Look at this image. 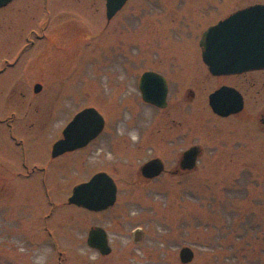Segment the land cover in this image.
I'll use <instances>...</instances> for the list:
<instances>
[{
    "label": "rangeland",
    "instance_id": "374dc122",
    "mask_svg": "<svg viewBox=\"0 0 264 264\" xmlns=\"http://www.w3.org/2000/svg\"><path fill=\"white\" fill-rule=\"evenodd\" d=\"M254 3L264 0H128L110 20L102 0H13L0 8V57L12 61L23 47L9 68L15 76L0 80L5 95L19 80L23 95L1 96L0 118L14 115L26 148L19 159L11 127L0 125V264H264V132L255 124L264 74L247 75L243 136L237 120L208 106V94L228 80L208 74L198 44L209 25ZM146 70L167 78L163 109L141 99ZM86 106L103 115L102 133L51 159L52 143ZM191 145L203 149L195 168L172 173ZM153 157L164 171L144 178L140 166ZM97 171L114 179V205L68 204L72 187ZM93 225L107 233L105 256L86 243ZM136 227L144 232L137 243ZM183 246L194 252L188 263L178 256Z\"/></svg>",
    "mask_w": 264,
    "mask_h": 264
},
{
    "label": "water",
    "instance_id": "95a60500",
    "mask_svg": "<svg viewBox=\"0 0 264 264\" xmlns=\"http://www.w3.org/2000/svg\"><path fill=\"white\" fill-rule=\"evenodd\" d=\"M10 0H0V7ZM126 0H106L105 15L110 20L119 11ZM201 56L209 72L213 75L240 73L248 70L264 68V4L255 3L240 8L203 31L199 40ZM138 88L143 101L157 107L167 105V82L159 73L145 71L139 78ZM41 89V84L34 85V92ZM237 93L233 88L221 86L211 92L208 102L211 109L228 115L241 107V98L231 104L230 97ZM104 126L103 116L94 107H85L77 112L62 130V137L52 145L51 156H57L85 146L94 139ZM198 146L193 145L181 153L179 165L181 169L190 170L195 166ZM163 162L155 157L140 166V173L145 178H153L163 171ZM117 187L106 172L100 171L85 181L76 184L67 202L92 211L104 210L112 206L116 200ZM132 239L139 242L144 232L140 227L133 229ZM86 243L106 255L111 251L107 233L101 226H91ZM182 263L193 259V250L183 246L178 252Z\"/></svg>",
    "mask_w": 264,
    "mask_h": 264
},
{
    "label": "flooded vegetation",
    "instance_id": "af4514ba",
    "mask_svg": "<svg viewBox=\"0 0 264 264\" xmlns=\"http://www.w3.org/2000/svg\"><path fill=\"white\" fill-rule=\"evenodd\" d=\"M13 0H10L8 3H6L4 6H2V7H0V8H3V7H5V6H7L9 3H11ZM44 1H49V0H44ZM103 1V3H104V5H105V2H106V0H102ZM128 1V0H127ZM25 40V39H24ZM23 52V47L22 46H20V47H18L17 48V53H16V57L17 58H19L20 57V55H21V53ZM9 55V54H8ZM15 57V58H16ZM15 58L14 59H12V61L9 59V56L8 57H6V56H1L0 57V80L3 78H6V79H10V76H15V71H13V70H10V69H12V68H14L16 65H17V63H18V60L16 59L15 60ZM205 65V64H204ZM206 66V65H205ZM10 68V69H9ZM207 68V67H206ZM154 71V70H153ZM207 71H208V69H207ZM253 72H262L263 74H264V68L263 69H257V70H248V71H243V72H240V73H232V74H226V75H212L209 71H208V74L211 76V77H213V78H216V79H221V78H226V80H228V82H226V83H222V84H220V85H218L216 88H214V90H216L217 88H219V87H221V86H228V87H231V88H233L237 93H235L234 92V94L232 95V97H230L229 99H230V102H231V104H233V103H235L236 102V96H240V98H241V107H240V109L239 110H236V111H234V112H232V113H229L228 115H220V114H218V113H216V112H214L210 107V110L212 111V113L215 115V116H217L218 118H220V119H223V120H228V122L230 121V123H234L235 121L234 120H237L238 122L236 123V126H237V128L238 127H241V132L243 133V136L245 135V130H247V128H248V125H249V122H250V120H249V115H247L248 113L246 112V110H248V109H246L247 107H246V104L248 103V100H247V92H245V89H244V84L245 83H249L250 81H249V77L247 76L248 74H250V73H253ZM159 73V72H158ZM161 74V73H160ZM161 75H163V74H161ZM163 77L166 79V82H167V88L169 87L168 86V81H167V78L165 77V75H163ZM256 80H254V81H252V82H255ZM18 82H19V80L17 81H14V82H11V85L13 86H11V88H10V90H9V94H10V92H11V94H19V95H23V92L22 91H18L17 90V88H16V84H18ZM258 83L263 87L264 86V75H263V77H261V78H259L258 79ZM5 90V89H4ZM214 90H212L211 92H213ZM18 92V93H17ZM210 92V93H211ZM209 93V94H210ZM8 94V95H9ZM168 94V93H167ZM188 97H194V92L191 90V89H189L188 90ZM208 94V95H209ZM4 95V96H3ZM8 95H5V91H0V98H1V96H2V98H6ZM236 95V96H235ZM207 103H208V97H207ZM149 104V103H148ZM150 105H153V104H150ZM153 106H155V105H153ZM209 106V105H208ZM156 107V106H155ZM158 108V107H157ZM249 108V107H248ZM161 109H163V108H161ZM264 108H262V109H259V112H258V114L256 115V121H255V124H256V127L258 128V129H260L261 131H263L264 132ZM13 119H14V115H10L9 117H2V118H0V125H2V124H6V126H8L9 128L11 127V129L9 130L10 131V133H11V135H9V137L11 138V140H12V143H13V147L15 146V147H17V150L19 151V159H21V157H22V160H23V158H24V150L26 149L25 148V146L23 145V142L25 141L22 137H20L19 135V133H17V131H15V127H14V129L12 128L13 127V124L12 123H10V121H13ZM8 122V123H7ZM64 127H65V125H64ZM63 127V128H64ZM63 128H62V130H63ZM62 130H61V136L60 137H58V138H56V140L55 141H57L59 138H61L62 137ZM103 131V130H102ZM102 131H101V133H102ZM100 133V134H101ZM99 134V135H100ZM98 135V136H99ZM97 136V137H98ZM96 137V138H97ZM95 138V139H96ZM54 141V142H55ZM93 140H91L90 142H92ZM53 142V143H54ZM89 142V143H90ZM53 143H52V145H53ZM88 143V144H89ZM87 144V145H88ZM52 145H51V149H50V157H51V159H57V158H59V157H61V156H63L64 154H66V153H69V152H73V151H76V150H80V149H83V148H85L86 146H83V147H80V148H78V149H76V150H73V151H66V152H64V153H62V154H60V155H57V156H51V152H52ZM192 146V145H191ZM198 146V153H197V157H196V162H195V166H196V163H197V160H198V158L202 155V153H203V149H202V147L200 146V145H197ZM190 147V146H189ZM184 151V150H183ZM182 151V152H183ZM181 152V153H182ZM180 156H181V154H180ZM180 156H179V159H180ZM159 158V157H158ZM179 159H178V163H177V166L175 167V169L172 171V173H174V174H181V173H183V172H186V171H189V170H186V169H181V167H180V165H179ZM163 162V161H162ZM21 165H22V167H23V169L25 170V168L27 167V165H26V163H21ZM163 166H164V164H163ZM195 166L192 168V169H194L195 168ZM40 171H42V172H40V173H46V170H45V168L44 167H41V168H38ZM192 169H190V170H192ZM163 171H164V168H163ZM162 171V172H163ZM161 172V173H162ZM94 174V173H93ZM92 174V175H93ZM17 175H24L23 173H21V171H19L18 173H17ZM91 175V176H92ZM90 176V177H91ZM89 177V178H90ZM88 178V179H89Z\"/></svg>",
    "mask_w": 264,
    "mask_h": 264
},
{
    "label": "bare ground",
    "instance_id": "6f19581e",
    "mask_svg": "<svg viewBox=\"0 0 264 264\" xmlns=\"http://www.w3.org/2000/svg\"><path fill=\"white\" fill-rule=\"evenodd\" d=\"M116 13H117V12H116ZM116 13H115V14H116ZM115 14H114V15H115Z\"/></svg>",
    "mask_w": 264,
    "mask_h": 264
}]
</instances>
